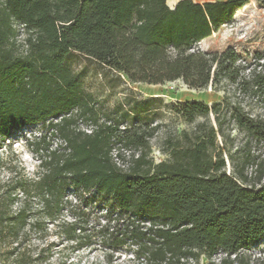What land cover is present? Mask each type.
<instances>
[{"label":"trees","instance_id":"16d2710c","mask_svg":"<svg viewBox=\"0 0 264 264\" xmlns=\"http://www.w3.org/2000/svg\"><path fill=\"white\" fill-rule=\"evenodd\" d=\"M250 1L180 0L170 8L167 0H0V137L38 124L65 142L52 149L46 134L29 140L40 170L34 177L11 170L0 182V264H52L50 245L36 240L48 223L61 228L70 189L77 203L93 197L103 209L95 234L72 212L73 220L62 224L70 240L98 236L111 251L130 245L135 258L150 264H203L202 257L207 264H264L248 254L264 239V184L227 173L216 151L223 108L259 139L264 119L228 94L212 105L175 103L173 111L187 122L214 114L218 129L199 122L174 142L169 160L154 163L142 152L124 167L113 156V139L145 148L141 125L129 122L121 130L115 119L99 123L92 94L68 64L78 53L132 82L182 79L196 89L229 82L264 97V55L251 67L232 47L195 49ZM255 1L264 7V0ZM17 23L26 32L21 51ZM75 109L96 127L80 129Z\"/></svg>","mask_w":264,"mask_h":264},{"label":"rangeland","instance_id":"374dc122","mask_svg":"<svg viewBox=\"0 0 264 264\" xmlns=\"http://www.w3.org/2000/svg\"><path fill=\"white\" fill-rule=\"evenodd\" d=\"M179 1L167 0V3L170 8H174ZM193 1L204 3L221 0ZM15 27L16 49L21 51L25 48L26 32L18 23ZM230 47L246 62L251 63V67L255 66L258 55H264V7L255 0L238 9L229 22L200 41L195 49L222 52ZM68 64L79 74L83 89L92 94L99 123L115 119L120 122L121 130H124L129 122L141 125L147 147L126 144L119 141L117 136L113 139V156L124 167L130 166L133 159L142 152L147 153L148 159L154 163L169 160V152L174 142L184 139V132H193L199 122L207 121L218 129L214 114L209 118L199 117L195 122H187L173 111L172 105L175 103L201 100L212 105L223 100L225 94H228L232 103H240L247 113L264 119V97L242 93L229 82H224L218 88L210 85L203 89L190 88L182 79L164 84L132 82L78 53L69 57ZM71 114L77 117V126L80 129L91 131L96 127V122L92 119L86 116L78 117V109ZM221 115L224 123L222 131L217 135L216 151L222 152L227 173L244 176L249 185L264 184V138H256L252 133L240 128L227 108H223ZM44 134L47 135L52 149L65 146L62 137L51 134L38 124L25 126L9 138L0 137V182L12 174L11 170L14 173H26L29 177L37 174L41 158L28 148V141ZM67 195L71 202L58 221L61 222V228L57 222L48 223L46 233L36 240L41 246L50 245L49 260L52 264H150L144 258H135L133 247L130 245L111 251L100 243L98 236L92 235L87 243L68 239L62 224L64 221L73 220L72 212L79 214L82 223L87 221V234H90L91 230L95 234L99 228L96 218L102 214L103 209L93 197L77 203L73 189H70ZM248 254L252 260H264V239L255 243ZM222 256L223 253H219L214 259L220 260ZM201 260L203 264L208 263L205 257Z\"/></svg>","mask_w":264,"mask_h":264}]
</instances>
